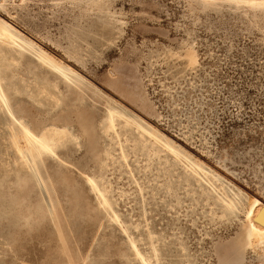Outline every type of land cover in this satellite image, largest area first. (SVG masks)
<instances>
[{"label": "rangeland", "instance_id": "rangeland-1", "mask_svg": "<svg viewBox=\"0 0 264 264\" xmlns=\"http://www.w3.org/2000/svg\"><path fill=\"white\" fill-rule=\"evenodd\" d=\"M21 1L0 0V20L80 81L0 44L14 116L60 158L34 153L41 183L0 110V264H143L133 245L149 264H264L245 214L264 203V0ZM110 106L204 179L130 122L111 128Z\"/></svg>", "mask_w": 264, "mask_h": 264}, {"label": "bare ground", "instance_id": "bare-ground-1", "mask_svg": "<svg viewBox=\"0 0 264 264\" xmlns=\"http://www.w3.org/2000/svg\"><path fill=\"white\" fill-rule=\"evenodd\" d=\"M20 2V1H19ZM21 2H24L22 0ZM0 44H4L7 47H9L11 50L16 51L20 54L23 53H32L38 58V60L41 62L43 66H47L50 69L56 71L60 74L63 78H66L70 81H72L70 76L68 77V73H73L75 76H77V73H75V70L71 69V67H64V63L57 62L54 58L49 57L47 54L41 52L38 48L33 46L31 43L23 40L20 36H18L14 29L8 25L5 22H2L0 20ZM78 77V76H77ZM80 81V80H79ZM79 81H76L77 83ZM75 85L77 83L75 81H72ZM0 110L1 111H7L13 124H9L8 131H9V140L14 145L17 153L22 157L25 162L29 163V156L31 157L33 163L30 165V168H33V171L36 173L37 177L40 179L42 183V179L38 171L36 170V161L34 158V153L36 152L39 156H42L43 154H46L52 158H55L57 160H60L59 156L56 154L54 147L52 146V140L49 136V134H43L41 137L36 136L30 129V127L22 120H18L11 109V106L9 104V100L6 96V92L4 90L3 85L0 83ZM109 115H110V126L113 129H116L115 121L116 118L126 120L130 122L133 126L140 129V131L145 134L147 137H149L151 140H153L156 144H159L160 146L167 149L173 156L179 158L181 161L185 162L186 165L194 171L198 176H200L202 179L203 174L202 168L200 165L192 162L187 157L183 156L181 153H179L174 147L164 143L162 139L158 137V135L150 130L148 127L143 126L140 122L136 121L135 119L128 118L122 111L118 110L116 107L110 106L108 109ZM53 136L60 137L61 135L57 133V131H53ZM61 139V138H59ZM28 155H26V151ZM124 159L127 160L126 155H124ZM85 180L87 182V185L91 188V190L96 193L99 203L105 210L108 212V215H110L111 219L119 224L120 219L114 209L112 208L108 198L106 195L100 190L95 180L91 177H85ZM207 183L214 187V185L207 181ZM216 190V189H215ZM219 202L223 207H225L230 214H235L238 210L235 203L230 201V199L227 198L225 194H222L221 192H218ZM261 212H264V203L260 201L259 199H253L252 201L248 202V206L246 207V229H247V237L248 240L251 243V246H254L256 248L261 249L264 252V223H261V221L257 218L258 214ZM135 249L136 256L141 260L143 264H149L143 254L136 248L135 245H133Z\"/></svg>", "mask_w": 264, "mask_h": 264}, {"label": "snow or ice", "instance_id": "snow-or-ice-1", "mask_svg": "<svg viewBox=\"0 0 264 264\" xmlns=\"http://www.w3.org/2000/svg\"><path fill=\"white\" fill-rule=\"evenodd\" d=\"M261 223H264V212H261L260 214H258V217H257Z\"/></svg>", "mask_w": 264, "mask_h": 264}]
</instances>
